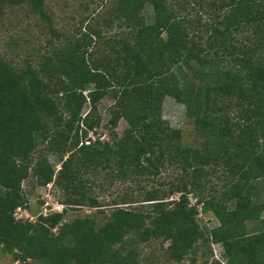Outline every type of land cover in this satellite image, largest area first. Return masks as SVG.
I'll return each instance as SVG.
<instances>
[{"label":"trees","instance_id":"obj_1","mask_svg":"<svg viewBox=\"0 0 264 264\" xmlns=\"http://www.w3.org/2000/svg\"><path fill=\"white\" fill-rule=\"evenodd\" d=\"M45 2L0 0V26L23 8L48 33L20 64L0 49V252L15 264H152L141 246L161 240L174 263L219 244L213 264H264V0H109L68 33ZM166 97L196 145L162 119ZM29 177L61 192L60 212L14 217ZM131 181L150 188L132 196ZM114 183L102 205L96 191ZM81 207L93 212L64 220ZM208 213L217 225L201 229Z\"/></svg>","mask_w":264,"mask_h":264},{"label":"rangeland","instance_id":"obj_2","mask_svg":"<svg viewBox=\"0 0 264 264\" xmlns=\"http://www.w3.org/2000/svg\"><path fill=\"white\" fill-rule=\"evenodd\" d=\"M45 11L51 17L53 26L59 31L70 32L76 23L82 17L92 15L98 11L105 10L109 4V0H46ZM143 15L147 22L151 21V9L146 6L143 10ZM3 24L0 26V49L1 51L15 64H20L27 53L35 54L39 44H43L48 33L43 24L34 16H26L23 8L7 12L3 18ZM109 31L107 34H111ZM34 61V57L31 58ZM179 75L178 70H175ZM111 103L109 99H102L98 104V111L101 116L100 126L96 133L101 137L107 138L104 124L107 120V107ZM87 110V105L82 109V113ZM162 119L165 120L172 128L181 130L182 141L186 145H196L197 138L191 120L184 115L182 105L176 103L173 99L166 97L162 103ZM125 124L120 120L115 128L118 134L122 131ZM49 164L57 170L59 167L58 159L48 155ZM165 181V178H164ZM121 185V184H118ZM123 187H128L130 195L136 196L138 191L144 188H150L145 182H126ZM22 190L27 199V208L21 209L16 213V218L21 216L22 219L34 221L37 215L43 212V208H57L61 210V192L52 184L44 187H38L34 180L29 177L21 184ZM117 183L112 187L105 186L103 191H96L98 200L102 205L110 204V201L115 197V188ZM178 194L171 195L167 201L176 200ZM190 204L194 203L190 199ZM46 205V206H45ZM136 204L129 203L127 206H135ZM109 208V206L104 207ZM93 212V209L81 207L67 211L64 220H70L73 217L81 216ZM264 217V212L262 213ZM197 223L201 229H210L217 225L216 220L211 214H198L196 216ZM250 231V230H249ZM167 242L161 240L150 241L147 245L141 246V257L144 262L152 264H213L212 262H221V246L219 244H199L196 246L195 254L190 255L180 263L168 261L166 257ZM189 258H193L190 261ZM0 264H15L10 256L0 252Z\"/></svg>","mask_w":264,"mask_h":264},{"label":"built area","instance_id":"obj_3","mask_svg":"<svg viewBox=\"0 0 264 264\" xmlns=\"http://www.w3.org/2000/svg\"><path fill=\"white\" fill-rule=\"evenodd\" d=\"M46 206V205H45ZM21 210V208H16L15 209V211H14V217L16 218V213L18 212V211H20ZM61 210H58L57 208H52V209H47V208H43V212H41L40 214L41 215H43V216H45V215H47L48 213H51V212H60ZM21 218V216H19V217H17V219H20ZM26 219V218H25ZM28 219V218H27Z\"/></svg>","mask_w":264,"mask_h":264},{"label":"crops","instance_id":"obj_4","mask_svg":"<svg viewBox=\"0 0 264 264\" xmlns=\"http://www.w3.org/2000/svg\"><path fill=\"white\" fill-rule=\"evenodd\" d=\"M264 218V217H263Z\"/></svg>","mask_w":264,"mask_h":264}]
</instances>
